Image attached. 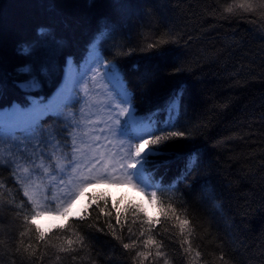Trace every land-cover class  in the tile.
<instances>
[{
    "label": "trees",
    "instance_id": "trees-1",
    "mask_svg": "<svg viewBox=\"0 0 264 264\" xmlns=\"http://www.w3.org/2000/svg\"><path fill=\"white\" fill-rule=\"evenodd\" d=\"M239 2L126 0L129 15L121 17L114 0H0V106L27 103L13 83L17 68L27 62L18 49L36 41L39 27L47 26L61 42L41 57L50 61V71L33 94L45 98L58 84L66 58L78 66L100 23L110 18L123 26L101 45V53L119 63L138 114L156 112L178 82L185 84L175 130L190 133L196 143L173 147L185 155L199 152L197 166L174 188L168 185L181 176L185 160L155 170L164 182L152 200L157 215L95 192L84 219L68 217L43 240L34 225L27 231L25 216L31 221L34 212L12 168L0 167V264H264V0H251V12L235 7ZM158 38L172 41L165 56L141 51ZM129 48L135 53L122 55ZM174 68L182 72L169 76ZM67 108L60 119L49 115L41 122V134H52L63 146L70 145L72 131L64 129ZM155 118L163 121L166 113ZM169 203L190 221L191 234L182 235L178 222L161 211ZM68 239L72 250L60 251ZM147 240L155 243L146 245Z\"/></svg>",
    "mask_w": 264,
    "mask_h": 264
},
{
    "label": "snow or ice",
    "instance_id": "snow-or-ice-1",
    "mask_svg": "<svg viewBox=\"0 0 264 264\" xmlns=\"http://www.w3.org/2000/svg\"><path fill=\"white\" fill-rule=\"evenodd\" d=\"M114 5L119 16L129 15L126 0H114ZM235 7L245 12L254 10L251 0H240ZM225 10L231 13L234 11V7L229 6ZM122 26V23L110 18L102 20L89 44L88 56L84 63L77 67L72 57L67 58L64 82L51 98H37L31 93L41 90V77L47 76L50 71L48 67L50 61L41 59L42 55H46L45 49L53 46L59 48L61 42L47 26H41L37 29L36 41L25 43L18 49V54L27 58V62L17 68V80L13 83L15 87L26 94L27 103L22 105L12 102L8 107L0 106V167L11 164L13 165V175L21 173L25 179L35 176L40 171L45 176L52 178V187L56 186L55 181L58 177L68 176L67 182L60 179L59 183L69 191L54 193L51 200L45 197L41 201L38 198V192H30L28 187L24 189V196L32 204V210L35 213L31 221H28L25 216V221L29 224L27 231H30L31 226L34 225L38 240H43L45 234L35 223L36 217L44 214L45 211L48 214L68 212L71 204L75 202L73 197L77 196L89 181L98 183L114 181L139 189L142 193L147 189H154L151 191L150 197L153 201H157V193L164 188V182L163 177L157 179L156 169L176 160H185L181 176L168 185V187L174 188L180 180L187 177L199 162L198 150L185 155L173 147L180 144L183 147L194 148L196 143V137L190 133L184 130H175L186 85L178 82L170 90L163 104L157 105L156 112L149 110L147 115L140 116L139 110L133 103V95L127 87L123 70L115 59L105 61L102 78L107 81L108 87L102 95H105L106 99L98 102L99 114L93 113L97 119L87 121L93 127L82 134L84 139L80 138L81 134L77 131L85 123L83 118L87 114L83 107L80 110L82 119L79 122L74 119L75 113H68L64 116L66 121L64 129H72L69 132L71 144L65 143L64 147H70L71 154L63 152L59 140L55 139L52 134H49L47 138L41 134V122L45 117L52 115L60 119L61 109L69 103L74 104L78 99L86 102V88L82 89L81 95H73L76 85L85 79L92 64L99 65L101 45L108 40H114ZM171 42L167 38H158L155 43L148 44L147 48H142L141 51L163 57L168 51L165 46ZM112 47L117 46L114 44ZM135 51L134 48H129L122 55L132 56ZM116 55L119 56L121 53L117 52ZM133 68L138 69V65L133 64ZM181 72V68H174L169 76H178ZM91 79L95 82L96 76L93 75ZM2 91L3 80L0 77V93ZM164 113H166L165 120L160 121L155 118ZM69 120L71 123L68 122ZM96 125H102V127L97 128ZM93 133L96 134L93 135ZM45 144L52 151L46 152L43 147ZM25 154L30 156V159H26ZM69 155H71V159H69ZM46 156L49 157L47 165L45 164ZM22 160L25 162L21 163ZM53 165H55L54 169ZM57 200H60V203H56V207L52 208L51 204ZM161 211L178 222L182 235L186 231L191 234L190 221L186 218L181 219L171 203L167 205V208L162 207ZM79 218L84 219L85 216L80 215ZM148 219L151 222L152 218ZM117 220L119 221V216ZM59 227L63 228L64 225ZM23 235L25 233H21V236ZM113 235L115 236V232ZM184 242L188 243L187 237ZM73 243V240L68 239L67 247L62 245L60 251L72 250ZM153 243L155 242L152 240L145 241L146 245ZM133 246H135V242L132 245L127 243L123 245L125 249ZM157 247L159 246L157 245ZM28 248H32V245L26 246L25 251ZM29 255H35V249ZM137 255L146 257L148 253L140 252ZM156 255L163 254L158 251Z\"/></svg>",
    "mask_w": 264,
    "mask_h": 264
},
{
    "label": "rangeland",
    "instance_id": "rangeland-1",
    "mask_svg": "<svg viewBox=\"0 0 264 264\" xmlns=\"http://www.w3.org/2000/svg\"><path fill=\"white\" fill-rule=\"evenodd\" d=\"M87 56H88V53L83 58V60L79 63V65L84 63ZM105 61H106L105 58L101 55V60H100L99 65L92 64L91 70H89L85 75V79L76 85V90L73 92V95L74 96L81 95L82 89L86 88L87 89L86 102L83 100H79L77 104L69 103L68 104L69 108H67V110L64 111V115L68 113H75L74 119L77 122H79L82 119L80 110L83 107L84 112L87 114L83 118L85 123L84 125H82L80 128L77 129L78 133L81 134L80 135L81 139H84L82 134L88 129L93 127V125L88 124L87 121L97 119V116L93 115V113L99 114L98 102L106 99V96L102 95V93H104L105 89L108 87L107 81L102 78L103 72H104ZM79 65L77 67H79ZM93 75L96 76L95 82H93L91 79ZM63 82H64V78L62 82L60 79L59 83L62 84ZM56 92L57 91H55L54 94ZM31 95L37 98H42L41 96H36L33 93H31ZM51 97L52 96L49 95V97L47 98H51ZM45 102H47V100H45ZM113 103H115V101H113ZM89 105H92V106L90 107ZM62 110L63 109H61V112ZM95 127L99 128V127H102V125H96ZM95 134L96 133H93V135ZM33 143H35V141H33ZM136 143H139V142L136 141ZM70 144H71V140H70ZM29 147L31 148V144L29 145ZM43 147L45 148L46 152L52 151V149L47 144H45ZM61 147L63 149V152L71 154L70 147H67L66 149L63 145H61ZM25 158L30 159V156L25 154ZM69 159H71V155H69ZM48 160H49V157L46 156L45 157L46 165L48 163ZM24 162L25 161L23 160L21 161V163H24ZM9 166L12 168V171H13V165L9 164ZM54 168H55V165H53V169ZM53 175H55V172H53ZM77 175H79V173H77ZM15 178L17 179V182L19 183V185L22 187L23 193H24L25 187H28L30 192H38V198L41 201H43L45 197L51 200L53 198L54 193L58 194L60 192L69 191L68 188H65L63 185L59 183L60 179H63L65 180V182H67L68 176L58 177L55 181V185H56L55 187L51 186L52 178L50 176H45L40 171H38L35 176H29L27 179L24 178L23 174L17 173ZM148 190L149 189H147L146 192L142 193L139 189L133 188L127 184H121V183L114 182V181L99 182V183L95 181H89L87 186L83 187L80 193L77 196L73 197L75 202L71 204V207L69 208L68 212L63 213V214H59V213L48 214L45 211L44 214L36 217L35 223L40 226V230L44 233L54 227H59L60 225H64L68 217L78 218L80 215H83L84 212L89 207V204L91 203V195H94L95 192L99 193L101 191L107 194L110 197V199L114 202L116 200L127 199L134 203L139 204L148 214L157 215V211L155 207L152 205V199L151 197L148 196V192H147ZM26 199L28 200L27 197ZM56 203H60V200H57L55 203H52L51 207L55 208Z\"/></svg>",
    "mask_w": 264,
    "mask_h": 264
},
{
    "label": "bare ground",
    "instance_id": "bare-ground-1",
    "mask_svg": "<svg viewBox=\"0 0 264 264\" xmlns=\"http://www.w3.org/2000/svg\"><path fill=\"white\" fill-rule=\"evenodd\" d=\"M66 60H67V58H66ZM66 60H65V61H66ZM64 63H65V64H63V65H65V66L62 65V69H63V71L61 72V78H60V79H61V82H62V80H63V78H64L65 68H66V62H64ZM59 82H60V80H59ZM59 82H58L59 85L57 84V85L55 86V88L53 89V91L49 94L50 96H53V95H54V92L58 90L57 88H59V86H60V84H61V83H59ZM10 105H11V104H10ZM10 105H7V106H10ZM7 106H4V107H7Z\"/></svg>",
    "mask_w": 264,
    "mask_h": 264
}]
</instances>
